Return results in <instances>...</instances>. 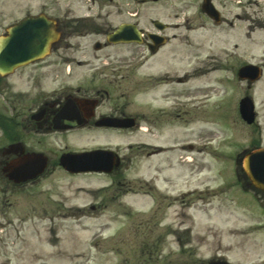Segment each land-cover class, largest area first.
I'll return each mask as SVG.
<instances>
[{
    "label": "flooded vegetation",
    "instance_id": "af4514ba",
    "mask_svg": "<svg viewBox=\"0 0 264 264\" xmlns=\"http://www.w3.org/2000/svg\"><path fill=\"white\" fill-rule=\"evenodd\" d=\"M80 3H88L89 14L78 10ZM114 4L117 6V0H0V50L43 49L45 46L33 44V37H24L25 31H16L35 18L48 24L44 27L51 42L49 57L0 75V205L15 194L23 197L25 206L33 205L34 190L50 180L90 174L68 172L62 158L96 149L115 153L112 171L105 174L111 178L110 185L93 191L91 203L76 201L81 187L75 197L65 191L41 193L48 196L44 201H52L43 207H126V196L140 193L130 181L140 164L146 180L139 187L154 210L172 209L180 203V196L165 193L179 174L178 162L172 157L179 145L181 99L191 96L174 87L183 81L178 75L180 45L174 43L178 36L168 33L174 26L159 30L151 18L142 23L140 14L135 15L136 20H126L134 16L126 8H120L121 14L105 10ZM104 14L121 20L112 24ZM237 18L264 28V14ZM126 22L142 23L138 28L143 32V44L109 42V35ZM155 34L165 40L158 48L150 37ZM103 136L111 142L97 148H74L78 137L94 143ZM139 136L142 140L129 142L124 148L118 142L119 138L127 141ZM18 144L25 147L24 154L8 150ZM29 153H33V181L16 184L8 177L11 165ZM1 239L6 248L9 242Z\"/></svg>",
    "mask_w": 264,
    "mask_h": 264
},
{
    "label": "rangeland",
    "instance_id": "374dc122",
    "mask_svg": "<svg viewBox=\"0 0 264 264\" xmlns=\"http://www.w3.org/2000/svg\"><path fill=\"white\" fill-rule=\"evenodd\" d=\"M119 1L123 8L125 6L130 12L132 11L134 14L139 12L142 23L148 22L150 18L171 21L168 19L171 14H179L180 22L189 17L191 26H195L197 23L198 25L206 23L207 28L198 29L196 33L181 31L183 37H189L188 41L194 40L198 44V66L202 64L201 59H206L209 51L211 52L210 47H213L216 52L224 45L229 54H233L235 51L237 54H243L246 60L253 58L258 59L257 62L264 54V33L262 36L253 34L251 37L247 34L242 39H236L238 37L234 35L244 32L241 30V26H244L243 23H240L239 29L228 31L229 35L222 34V32L214 33L215 30L211 29V22L201 15L203 14L201 12L202 0H165L158 3H142L138 0ZM238 1L247 2L245 12H242L243 8L241 4L238 5ZM217 6L223 14H227L231 19L236 14H255L264 11V0H217ZM86 8L85 3L78 5L80 11L86 12ZM110 10L121 14L117 8L112 7ZM107 15L104 14L105 20L112 24L121 20V17L113 18L109 17V14ZM122 18L124 19V16ZM234 37L235 41L242 45L239 50L233 48ZM219 56L222 61H225L224 53H220ZM185 57L183 50L181 58L185 59ZM237 59L239 60L236 55L231 57V64H234ZM181 65L183 67L181 75L187 74V70L190 69L185 68L184 62ZM237 65L241 64L237 63ZM209 67L210 65H207L206 68ZM189 76L192 77L190 74ZM229 76L234 78L232 67H230ZM213 81L208 83L215 85ZM200 86L204 87L205 84H196L192 79L189 86H183L182 92L189 89L188 91L192 93L191 90ZM206 86L208 87L207 84ZM228 86L230 92L224 87L226 94H234L236 88L232 83H229ZM232 88L233 90H231ZM247 89V87L243 89V85L240 83L238 96L243 90L248 91ZM208 91H200L201 93L196 96L198 109L195 110L191 107L190 120L187 125L183 123L186 126L183 128L190 129V132L183 130L180 139L185 141L184 139H187L188 136L194 137V139L209 136L206 129L213 127L214 130L210 131L211 135L215 136L217 132L218 137L227 136L229 141H219L222 139L218 138L216 147L214 146L213 149L212 145L205 146L208 147V151H215L219 157L223 158L221 161H229L230 155H234L242 144L246 145L253 139L250 140V132L246 130V132L237 131L236 138L232 141V133L227 132L224 124L217 123L221 122L224 119L223 115L226 114L230 124L234 127H245L234 113L238 103L237 97L230 95L224 102L219 103V108H209V111L208 104L206 106L204 104V101L208 102L209 96L202 95ZM203 96L207 97L206 100L201 99ZM256 97L258 103L264 102V86L257 91ZM259 112L260 124L264 129V106ZM209 113H211V117ZM102 141L106 142L107 140L102 138ZM73 145L75 149H80L89 146L90 143L80 141ZM203 151L199 153L196 149V152L187 153L195 158L192 168V165H185L186 158L184 157L187 154L184 153L186 152H173L172 159L181 161L177 163V168L181 172L180 189L181 191L190 189L194 191V194L186 197L181 208L162 211L159 217L154 218L152 226L157 230L155 234L147 231L144 227L145 221L153 218L149 219L152 210H147L149 204L143 200H139L137 203L135 200H127L133 206L130 209L96 212L61 210L55 206H48V209L43 207L44 203H52V201H44L48 196L42 195L43 193L51 190L53 192L65 191L66 195L75 197L73 194L77 193V189L83 185L97 188L107 184L108 181L103 177H100V180L85 178L83 181L67 180L62 177L50 180L47 185L34 190L33 208L28 210H6L11 207V204L19 202V197L16 194L8 196L9 200L1 202V205L4 202L7 203L8 206L4 208V211H7L9 218L18 224V220L24 218L25 215L33 222L30 221L24 226L18 225L17 232L12 229L9 232L6 231V236H3L9 242H7L6 248L0 237V264H207L216 256H224L232 264H264V212L259 209L256 203L247 197L244 198V194L239 195L238 187L235 189L226 188V180L233 179L232 167L229 162L221 163L220 169H218L219 166H216L212 170H203L204 163L211 160L207 157L202 158ZM220 170H229L225 173L226 177H219ZM81 194L79 193L76 197L79 199ZM81 197L76 201L92 202V198L89 196ZM76 201L73 200V202ZM162 217H164V221L160 226L159 219ZM3 219V208H0L1 223L5 222ZM156 219L158 220L155 221ZM154 223L158 227L154 226ZM176 232L179 233L181 241L177 240ZM159 233H163L165 236L164 244L158 249L159 256L155 254L154 257H151L152 253H144V250H147L153 243L155 246L157 245ZM0 234H3L1 230Z\"/></svg>",
    "mask_w": 264,
    "mask_h": 264
},
{
    "label": "water",
    "instance_id": "95a60500",
    "mask_svg": "<svg viewBox=\"0 0 264 264\" xmlns=\"http://www.w3.org/2000/svg\"><path fill=\"white\" fill-rule=\"evenodd\" d=\"M207 8V11L209 13L212 12L211 8L209 5H206L205 6ZM34 53L33 51H21L20 52V57L23 58V59H27V58H32L34 56ZM243 116L244 118L249 122H253L254 120V115L252 113V107L249 103H245L244 106H243ZM256 156V154L252 155L250 158H249V162L252 158H254ZM256 157H258V160H257V165H258V168H257V171H256V174L253 175V178L254 179V184L261 190L264 191V154H258ZM262 167V168H261ZM260 169H261V172H260ZM247 170H249V165L247 164ZM211 264H226V263H221V262H212Z\"/></svg>",
    "mask_w": 264,
    "mask_h": 264
},
{
    "label": "bare ground",
    "instance_id": "6f19581e",
    "mask_svg": "<svg viewBox=\"0 0 264 264\" xmlns=\"http://www.w3.org/2000/svg\"><path fill=\"white\" fill-rule=\"evenodd\" d=\"M206 80H207V78L199 79L198 80V84L204 83ZM206 130H207V132H209L210 131V128L209 129H206Z\"/></svg>",
    "mask_w": 264,
    "mask_h": 264
}]
</instances>
